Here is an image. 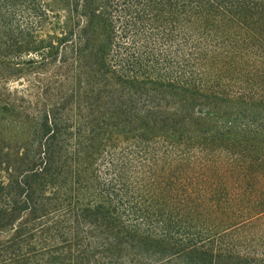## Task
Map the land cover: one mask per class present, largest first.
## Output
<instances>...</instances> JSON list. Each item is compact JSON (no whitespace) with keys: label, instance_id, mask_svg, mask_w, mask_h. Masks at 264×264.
Segmentation results:
<instances>
[{"label":"trees","instance_id":"1","mask_svg":"<svg viewBox=\"0 0 264 264\" xmlns=\"http://www.w3.org/2000/svg\"><path fill=\"white\" fill-rule=\"evenodd\" d=\"M0 264H264V0H0Z\"/></svg>","mask_w":264,"mask_h":264},{"label":"rangeland","instance_id":"2","mask_svg":"<svg viewBox=\"0 0 264 264\" xmlns=\"http://www.w3.org/2000/svg\"><path fill=\"white\" fill-rule=\"evenodd\" d=\"M52 9L54 10L53 15L56 16V18L52 19V21L55 27H58L60 21L63 18L64 12H62L55 6H52ZM23 60H24V57H23ZM19 68H20V74L18 77V81L14 84V87L19 91V94L22 97L27 98V95H29V98H28L29 101L31 103H34L36 101V98H34V95L37 93V89L35 86L37 85V81L34 79V76H33L34 74L31 70H29L28 72H24L25 71L23 70L25 68L24 65L20 66Z\"/></svg>","mask_w":264,"mask_h":264}]
</instances>
